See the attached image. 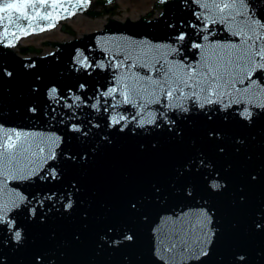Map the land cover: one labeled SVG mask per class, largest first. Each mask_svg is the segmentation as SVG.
Instances as JSON below:
<instances>
[{"label":"snow or ice","instance_id":"obj_1","mask_svg":"<svg viewBox=\"0 0 264 264\" xmlns=\"http://www.w3.org/2000/svg\"><path fill=\"white\" fill-rule=\"evenodd\" d=\"M168 2L158 0L165 7ZM175 2L178 14L164 20L162 37L129 38L118 43L115 51L103 50L99 57L92 49H77L59 67L47 71H38L35 62L18 69L0 61V130L11 127L5 116L3 86L21 79L25 86L16 93L14 111L21 118H43L48 125L43 130L46 135L4 131L0 264H10L9 250L21 254L18 264H59L56 250L37 242L36 229L70 220L77 213L87 220L91 207L85 199V177L102 157L118 148L119 137L142 133H150L151 138L136 144L140 152L159 154L164 144L175 151L160 178L130 188L122 211L102 221L95 231L97 250L114 255L115 264H139L137 223L149 219L153 205L177 197L190 201L199 194V202L171 213L175 219L154 227L153 233L159 232L160 249L167 257L162 264H180L184 254L193 253L196 259L188 264H205L212 254L223 230L209 198L229 189L232 167L222 166L221 158L229 149L239 153L247 144V137L240 133L251 134L264 120V101L258 102L264 94V18L250 15L247 0ZM90 3L79 0L71 7ZM61 8L68 11L62 0H0V48L15 47L21 38L16 31L31 34L26 28L31 29L37 20H58ZM225 26L230 42L216 43L214 33ZM52 27L55 23L47 24ZM193 128L199 129V136L185 143ZM29 138L39 141L38 151L26 142ZM9 181L18 183L10 189ZM261 181L260 172L248 173L247 185ZM20 185L27 188L17 190ZM239 191L244 192V185ZM239 201L246 203V196L240 195ZM190 230L196 233L191 243ZM251 231L264 235V207L255 211ZM55 235L49 233V241ZM80 238L74 234L76 241ZM216 264L252 261L237 244L231 247L230 258L218 255Z\"/></svg>","mask_w":264,"mask_h":264},{"label":"water","instance_id":"obj_2","mask_svg":"<svg viewBox=\"0 0 264 264\" xmlns=\"http://www.w3.org/2000/svg\"><path fill=\"white\" fill-rule=\"evenodd\" d=\"M51 3V0H49ZM209 3H223L229 0H208ZM250 15L254 18H264V0H247ZM64 7L59 9V19L56 21L42 22L37 20L32 28L28 29L31 34L21 35V38H28L30 35L42 36L40 27L44 31L67 33L64 38H47L40 40V46L30 43L23 44L19 41L13 48H0V61H6L12 66L20 69L23 64L35 62L38 71L55 69L60 63L66 61L69 54L77 49H92V54L103 56V50H116V45L131 38L138 40L147 37L154 39L164 34V20L175 17L178 14L175 0H169L165 7L153 0L150 8L138 13L136 16H122V11H130L129 8L119 9L117 0H91V3L83 8H73L71 5L79 3V0H62ZM51 10V9H49ZM165 12L161 18L160 13ZM69 13H73L69 15ZM53 15H57L56 12ZM74 19L101 22L97 28L87 31L76 32ZM264 22V19H262ZM48 23H55V27L47 28ZM39 25V27H37ZM235 29L236 25L233 24ZM225 30L217 29L214 33L216 43H229V35ZM2 35V29H0ZM211 39V38H210ZM136 53L133 54L135 58ZM60 58V62L57 61ZM195 59V56L192 57ZM25 86L23 79L15 82H6L4 87L5 116L8 117L10 128L0 130V144L3 143L4 131H36L44 132L48 125L43 118L35 116H21L14 111L16 104V93ZM264 101V94H261L260 101ZM251 134L242 132L247 137V144L241 148L239 153L228 150L226 157L221 158V165L230 164L231 170L228 173L230 178L229 189L223 194L213 195L209 198V204L214 203L217 209L219 223L223 230V236L218 237L217 243L213 246L212 254L207 258L205 264H216L218 255L231 257V247L239 245V251L246 252L252 264H264V235L254 234L251 231L252 220L256 210L264 207V181L247 185L248 173L260 172L264 176V120L258 122L257 127ZM199 136V129L193 128L186 137L185 143L190 139ZM255 137L253 139L252 137ZM151 138L150 133H142L137 137H119L118 148L102 157L85 177L86 185L85 199L91 207L87 220H82L79 214H75L70 220H62L41 226L36 229L34 235L38 243L46 244L56 250L59 264H115L116 257L109 253L97 250L95 231L102 221L111 215L122 211L126 192L135 186H139L150 179L160 178L166 168L168 159L175 149L164 144L159 154L142 153L136 144ZM24 138L22 137V140ZM26 142L31 143L33 150H37L38 140L29 138ZM163 143V142H162ZM43 146V145H41ZM18 182L9 181L8 187L13 188ZM244 185V192L239 191V186ZM26 185H20L17 190H24ZM31 190V189H28ZM246 196V203L239 201V196ZM199 202V194H194V200L184 201L177 197L168 202H161L153 205L149 210V219L146 222L137 223L139 232L138 248L135 258L139 264H162L167 257L160 249L159 232L154 236L153 228L164 227L166 220L175 219L171 213L180 212L185 204ZM179 205L180 207H177ZM191 227V226H189ZM55 233V238L49 241V233ZM74 234L80 235V240L74 239ZM31 238V237H30ZM196 233L189 231L188 241L194 242ZM171 242L165 245L168 247ZM155 245V255L153 248ZM179 247V245H178ZM196 253L184 254L180 258V264H188L196 259ZM10 264H18L21 254H14L8 251Z\"/></svg>","mask_w":264,"mask_h":264},{"label":"rangeland","instance_id":"obj_3","mask_svg":"<svg viewBox=\"0 0 264 264\" xmlns=\"http://www.w3.org/2000/svg\"><path fill=\"white\" fill-rule=\"evenodd\" d=\"M123 1L125 2L124 8H129L130 11H122V14L123 16L128 15L131 17V16H136L137 13L143 12L144 10L150 8L153 0H123ZM92 28L93 27L91 24L78 21L75 29L76 32H80V31H87ZM66 36H68V34L64 33L63 37ZM50 38H60V37L54 34ZM39 40L41 39H38L34 45L40 46ZM28 43H31V41H29Z\"/></svg>","mask_w":264,"mask_h":264},{"label":"bare ground","instance_id":"obj_4","mask_svg":"<svg viewBox=\"0 0 264 264\" xmlns=\"http://www.w3.org/2000/svg\"><path fill=\"white\" fill-rule=\"evenodd\" d=\"M117 2H118L119 9L124 8L125 2L123 0H117ZM122 16H123V14H122ZM78 21L91 24L93 28H97V27H99L101 25V22L74 19V29L76 28V25H77ZM54 34L58 35L60 38H64L63 37L64 33L52 32V31H44V32H42V36L30 35L28 38L19 39V42L23 43V44H27L29 41H31L30 44L34 45L37 42L38 39H46V37L50 38Z\"/></svg>","mask_w":264,"mask_h":264}]
</instances>
